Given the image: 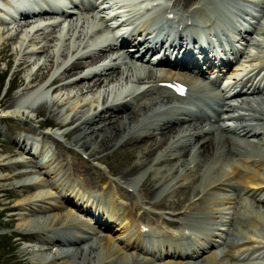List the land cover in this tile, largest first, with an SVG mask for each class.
Segmentation results:
<instances>
[{"label":"bare ground","instance_id":"obj_1","mask_svg":"<svg viewBox=\"0 0 264 264\" xmlns=\"http://www.w3.org/2000/svg\"><path fill=\"white\" fill-rule=\"evenodd\" d=\"M202 1L181 0V4L179 0L173 1L175 20L171 24L176 25L177 33L192 31L198 25L203 26L206 32L227 29V26L235 28L233 22L225 20L219 12L212 17L211 12L215 9L210 8L213 3ZM218 1L221 6L233 3V0ZM248 1L264 14V0ZM162 15L163 12L158 13L153 19ZM92 21V17L72 16L62 25L53 22L48 26L29 28L31 25L28 24L20 30H4L0 32V60L10 63L18 54L20 59L12 80L18 78V84L25 85L23 93L32 92L30 97L42 95V88L32 90L45 82L53 68H62L54 81L64 82L113 52V45L106 43L97 52L82 54L81 50L85 47L82 45L94 42L95 34L99 33L95 23L89 25ZM91 29L93 34L89 33ZM160 32L162 35L165 33L162 28ZM256 35L257 41L264 47V28ZM10 47L12 52L8 54ZM129 48L134 46L128 45ZM34 50H37L36 54ZM72 55H76V59L69 61ZM35 56L44 59L43 65L23 79V71L33 65L25 58ZM263 64L264 55L258 54L229 68V74H242L253 79L254 70ZM170 78L181 80L194 90L201 88L192 85L195 78L182 73L170 70L158 77L152 71H142L131 64L122 65L114 60L97 73H89L69 84L57 85L55 99L36 107L31 106L27 98L14 97L10 102L5 96L1 98L0 107L11 116L28 119L47 113L52 117L45 118L43 123L59 130L76 124L77 135L73 141L78 149L71 148L68 153L81 160L89 149L88 158L103 165L104 161L95 157L101 150L121 142L149 140V144L141 145L138 163L132 170L119 173L115 181L123 193L128 188H139L141 183L145 197L150 194V188L155 196L164 193L172 195L176 187H184L190 179L205 174L191 196L193 201L196 200L185 205L183 213H176L178 208L174 201L170 202L169 209L164 208L157 217L159 226L152 230L151 235L144 237L138 225L135 227L137 221L117 204L122 196L109 193L105 182L102 183L105 193L93 195L70 179L68 165L78 166L79 163L71 161L63 165L64 162L59 161V165L53 168L34 167L35 172L41 174L40 178L26 174V178L8 185L15 192H23L16 214L19 220L17 231L23 233L19 240H34L35 232L47 235V239L36 244L39 247L29 246L24 250L32 257L33 264H264V92L255 88L254 97L239 96L245 108V111H239L242 114L248 112L246 115L253 117L249 120L238 118L231 127V116L238 109L228 104L232 100L222 90L209 94L205 102L200 101L196 115L188 110L163 109L167 104V101L163 102L164 96L137 110L132 109L131 105L143 96L144 93L139 95L143 89ZM216 82L214 80L212 84ZM247 82L251 83L249 90L253 80ZM65 105L68 113L62 116L59 110ZM149 110L156 114L149 117ZM108 112L110 115L105 117ZM119 113L120 116L115 119ZM141 117L148 120L138 125ZM211 118L216 120L215 124L210 122ZM99 121L104 124L98 126ZM150 126L153 128L149 129ZM102 134L104 138L99 141L100 145L94 147L93 140ZM44 136L54 139L47 133ZM84 136L89 137V141L82 143ZM3 142L0 141V152L6 151L8 155L0 154V173L1 170L23 168L32 163L30 158L26 161L17 159L26 152L16 140L11 144L7 139ZM174 143L182 149L176 151L171 148ZM91 146L94 148L91 149ZM134 147L138 148L137 143ZM152 152L154 154L149 161L145 159L146 154ZM221 155L225 156L223 161L215 160ZM91 166L97 167L94 163ZM134 170L148 173L147 185H142L147 179H128L129 174L135 173ZM11 176L0 174V183L3 185L17 177L16 174ZM93 197H97V204L92 202ZM184 203L185 199L181 204ZM91 210L107 223H113L117 234H112V229L108 231L107 227L102 229L105 234H98L102 224L97 227L92 222L93 217L90 221L84 219L85 216L90 217ZM173 217L187 223L195 231L205 223L221 222L222 226L216 227V231L202 233V236L192 235L195 241L182 243L166 232L168 227H179L176 222L170 221ZM57 237L65 240H54ZM147 240L158 253L153 259L139 258ZM59 248L65 250L58 251ZM69 254L72 258L68 257Z\"/></svg>","mask_w":264,"mask_h":264},{"label":"rangeland","instance_id":"obj_2","mask_svg":"<svg viewBox=\"0 0 264 264\" xmlns=\"http://www.w3.org/2000/svg\"><path fill=\"white\" fill-rule=\"evenodd\" d=\"M12 43V42H11ZM9 54V52H8ZM18 57H15V59H13V65L9 70H11V72H14L16 69V63H17ZM42 60H44L42 58ZM5 61H1L0 62V99L2 98V96L4 95V91L6 90V88L3 87V85L1 84V77H3V75L1 74L2 68L3 66L5 67ZM32 71L31 70H26L25 73L22 75V77L25 78L26 74L30 73ZM6 99L8 100V102H10L12 100V98L14 97V95H12V93L9 91L6 93ZM143 101H139L137 100L133 106H131L134 109H137L139 106H141V103ZM44 115V114H43ZM45 117H47L46 115H44ZM108 114L105 116L107 117ZM43 118V117H42ZM50 118V117H49ZM40 121V120H39ZM99 126L103 125V122L98 123ZM1 128L3 127L2 125H0ZM75 127V125H70L67 128L63 129L62 131H64L65 133H67L69 131V140L65 141V143L67 145H73V140L75 138V136L77 135V130H73ZM11 132H15L18 131L17 129H9ZM5 131V130H4ZM4 131H1L2 133H4ZM61 131V132H62ZM103 135L98 137V139H94L93 142L95 143V146H99L100 145V140H103ZM94 138V136H93ZM86 141H89V137L84 136L82 143H85ZM136 146V145H135ZM137 146H140L137 144ZM93 147V148H94ZM114 146H110L109 148L105 149V150H101L98 154V156H104V159L108 160V163L106 164V168L104 169V172L106 174V176L110 179V182L112 183L113 181L117 180L119 177V173L120 172H126L128 170H132L133 167L138 163V156H139V148L134 147V143L133 144H124L122 145L119 149L114 150L115 148H112ZM91 146V149H93ZM112 149V150H111ZM89 150V149H88ZM1 155L3 156H7L8 153L6 151L4 152H0ZM72 156H67L65 158V161H69L71 159ZM152 157L149 156L148 158H146L148 161L149 159ZM217 158H220L218 160H220L219 162L223 161L225 159L224 155L221 156H217ZM73 159V158H72ZM127 160V162H125ZM74 161L78 162L80 160H76V158L74 157ZM117 165H119L117 167ZM219 165V163H217V166ZM107 166H110V168L113 171L109 172V169L107 168ZM79 170L78 167L76 168L75 166L73 167V169L70 167V171L73 176L78 179L81 180V182L83 181L85 184H87L88 187L93 188V189H97V171L96 170H90V168L84 164V163H79ZM80 171V172H79ZM20 172L19 170H13V169H7V170H1V175L5 176L8 175V177H12L11 175L16 174ZM79 173V174H76ZM144 175V178L148 179L150 178V176H148V173L145 174L144 170H141L139 172H135L133 173V176H129V179H137L140 178L141 176ZM18 177V176H17ZM17 177H14L12 179H10L8 182H6L5 184H1L0 183V190H4L5 188V192H0V264H33V260L32 257L27 254V252H25L24 250L29 247L26 244H22L19 241V237H15V236H11L10 232L8 231V228H13V230H17L18 228V224H19V220H18V216L16 215L18 211L15 212L14 216L12 211V208L17 207V203L19 199H12V196H15L17 193L19 192H15L13 191L8 185L17 182L21 179H15ZM203 178V173L199 174L197 177V180L195 182H193L192 186H195L196 184L200 183L201 179ZM117 196H121L122 192L119 190V188L117 187ZM182 191H186L189 192V194H192L191 188H180L176 194L172 195L173 197L170 198V200H178L180 201L183 197V193ZM6 195V196H4ZM11 199V200H8ZM168 198H164L162 201L166 203V200ZM160 200V199H158ZM155 201V200H150V202ZM122 202V203H121ZM191 202V199L188 200V203ZM119 203L122 204L123 207H125L124 209H126V212H128L129 214H132V211L137 210L139 208V203L141 204V206H143L144 204L149 205L147 202H145L144 198L142 197V192L140 190H137V192H135L134 194H126L124 196V200L120 201ZM10 211V212H8ZM145 219L149 220L150 217L147 216L145 217ZM23 234L22 232H20L19 236ZM37 238V236H36ZM34 242V241H33ZM30 246H37L36 244H32ZM27 254V255H26ZM70 258H72L71 255H69Z\"/></svg>","mask_w":264,"mask_h":264}]
</instances>
